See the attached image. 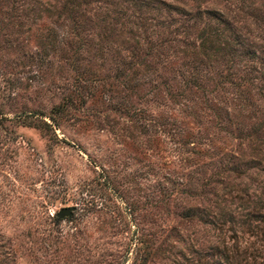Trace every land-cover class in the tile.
Masks as SVG:
<instances>
[{"label": "rangeland", "instance_id": "rangeland-1", "mask_svg": "<svg viewBox=\"0 0 264 264\" xmlns=\"http://www.w3.org/2000/svg\"><path fill=\"white\" fill-rule=\"evenodd\" d=\"M11 1L0 264H264V0Z\"/></svg>", "mask_w": 264, "mask_h": 264}, {"label": "water", "instance_id": "water-1", "mask_svg": "<svg viewBox=\"0 0 264 264\" xmlns=\"http://www.w3.org/2000/svg\"><path fill=\"white\" fill-rule=\"evenodd\" d=\"M70 211H71V208H70V207H68V206H66V207H62V208H60V210H59V215L62 216V215H64V214H69Z\"/></svg>", "mask_w": 264, "mask_h": 264}, {"label": "trees", "instance_id": "trees-1", "mask_svg": "<svg viewBox=\"0 0 264 264\" xmlns=\"http://www.w3.org/2000/svg\"><path fill=\"white\" fill-rule=\"evenodd\" d=\"M11 2H14V0H12ZM209 36H210V35H209ZM207 42L209 43V40L207 39V35H204V36L202 37L200 43H202L201 45L203 46V45H205V43H207ZM203 48L205 49L206 46H203Z\"/></svg>", "mask_w": 264, "mask_h": 264}]
</instances>
